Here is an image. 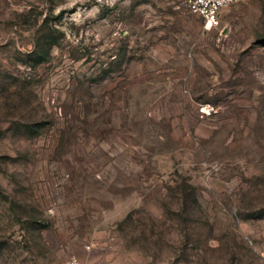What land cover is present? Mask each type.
Wrapping results in <instances>:
<instances>
[{"label": "rangeland", "instance_id": "obj_1", "mask_svg": "<svg viewBox=\"0 0 264 264\" xmlns=\"http://www.w3.org/2000/svg\"><path fill=\"white\" fill-rule=\"evenodd\" d=\"M264 264V0H0V264Z\"/></svg>", "mask_w": 264, "mask_h": 264}, {"label": "built area", "instance_id": "obj_2", "mask_svg": "<svg viewBox=\"0 0 264 264\" xmlns=\"http://www.w3.org/2000/svg\"><path fill=\"white\" fill-rule=\"evenodd\" d=\"M242 0H181V5L190 13L198 16L205 28L219 25L220 17L224 10ZM65 264H85L78 258L71 257ZM95 264H104L98 262Z\"/></svg>", "mask_w": 264, "mask_h": 264}]
</instances>
